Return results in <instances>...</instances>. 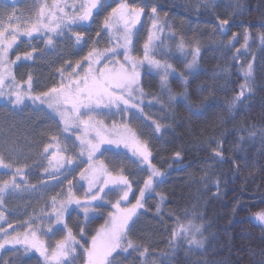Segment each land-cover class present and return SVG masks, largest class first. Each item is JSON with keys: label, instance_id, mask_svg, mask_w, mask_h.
I'll return each mask as SVG.
<instances>
[{"label": "trees", "instance_id": "trees-1", "mask_svg": "<svg viewBox=\"0 0 264 264\" xmlns=\"http://www.w3.org/2000/svg\"><path fill=\"white\" fill-rule=\"evenodd\" d=\"M128 1L134 5L149 3L167 13L163 45L158 47L156 57H163L176 69L169 85L177 98L169 101L166 90L160 88L158 75L143 73V115L151 127H155L153 121L161 125L160 132L149 133V139L152 161L163 176L158 179L162 181L156 185L158 189L147 194L143 213L132 223L137 225L133 239L137 245L148 249L147 256L139 252L123 256L132 258L133 264H145L146 260H155L156 264H264V223L255 219L257 212L264 211V42L259 39L264 35V0H215L214 12L201 6L204 0ZM2 2L12 6L9 1ZM145 16L144 12L142 21ZM171 17L180 26L176 28L184 43L199 49L197 63L190 74L186 63L191 61V53H179L175 49L176 40L171 38L173 44L168 41ZM223 18H227L229 24L221 33L216 25ZM245 34L249 37L247 47H244ZM29 37L30 40L18 38L15 45L38 39L33 34ZM22 47L21 52H15L20 47L15 49L14 46L10 55L28 52L33 55L19 62L13 71L16 80L23 82L31 75L32 85L38 82L43 88L54 84L56 70L65 58L53 57L45 51L36 52L32 47L23 52ZM44 58H47L45 62ZM50 60L53 65L60 60L55 70L49 71ZM248 64L253 68L252 90L246 91L244 99L229 111L232 97L244 83ZM181 72L187 74V92L198 113L189 112L182 102L180 93L185 85L178 76ZM37 73L44 83L39 81ZM0 91L4 93L0 101H15L14 96L7 95L10 89ZM155 98H159V102ZM217 141L222 144V161L213 155ZM176 152L180 153L179 157ZM1 174L9 173L1 170ZM143 176L147 178L144 173H131L134 180L140 181ZM3 182L0 181V185ZM15 183L27 182L16 177ZM14 188L9 185L4 192ZM4 192L0 193V198ZM185 211L195 217V223L203 225L202 248L189 250L190 246L180 239L172 241L170 246L173 214L182 215ZM72 217H68V226L76 231L77 225L86 228L89 238L105 222V215L89 221L80 219L78 223ZM143 219L146 225L139 223ZM0 227H4L1 221ZM17 252L0 251V261L39 264L38 256L24 260ZM34 253L30 250L27 256ZM81 264L85 262L81 260Z\"/></svg>", "mask_w": 264, "mask_h": 264}, {"label": "snow or ice", "instance_id": "snow-or-ice-1", "mask_svg": "<svg viewBox=\"0 0 264 264\" xmlns=\"http://www.w3.org/2000/svg\"><path fill=\"white\" fill-rule=\"evenodd\" d=\"M12 6L14 7V4ZM100 6V0H87L86 3L82 2L79 6L76 3L54 5L60 13H64L54 27L50 26L48 21L41 19L43 15V9H41L36 20L34 22L29 21L31 26L23 30L24 35L30 36L32 32L40 31L41 26L48 32L56 33V30L61 27V23L67 21L64 24V29L72 32L74 39L73 37H70V39H73V43L87 47L89 42L84 40L82 33L73 28L72 24L77 21L94 22L93 10ZM201 6L214 12L216 7L215 0H204ZM66 8L72 10L71 16L65 13L64 10ZM150 11L151 15L147 19L151 24V31H149L147 39L143 43L141 55H136L133 50V29L140 23L145 7L138 4L129 5L120 0L118 6L112 8L111 12L104 17L100 30L96 32L97 37H100L101 32L106 37L109 36V33H112L110 46L100 48L98 47L99 40L93 41L85 55L74 63L66 61L67 67L58 69L60 73L58 86L51 87L47 91H41L38 95H29L33 91L31 75L27 76L25 81L20 82L16 81L11 71L7 69V65L11 63L8 60L9 49L16 43L18 33L22 30L21 18L16 17L14 13L10 14L6 17L7 24L0 26V89L9 88L10 91L7 92V95L9 97L14 96L17 104L22 103L26 96L33 101L39 100L41 103H45L42 97L48 98V107L53 108L56 106L55 110L59 112L65 125L64 131H68L69 126L82 128V134L77 137L80 141L77 147H80L81 155L85 151L88 153L89 161L100 150L102 144H116L117 147L123 144L125 148L131 149L132 156L137 158L134 162L137 166H142L143 171L147 174V178L142 181L143 186L139 188L138 198L135 203L131 207H121V202L128 201L132 192V184L128 176L124 174L123 167L119 168V174L113 175L103 165L102 161L98 169H93L92 165L89 164L88 168H84L83 171L79 172L80 179L87 181V190L84 191L83 199L73 192L71 180L68 181L70 186L67 192L62 195L60 200L57 199L56 195L51 198L52 211L55 215L52 218L51 214H49V227L44 235L53 232V224L62 225L63 227L58 229V231L66 229V235L55 240L53 244L48 245L38 237L37 232L33 229L32 224H35L36 221H33L32 224L25 221L27 230L23 232L14 229L13 233H9L6 228L0 227V233L4 234L0 236V241H2L0 242V250H3L6 245H24L25 252L30 248L35 249L41 256H44L45 260L51 258V260L56 261V264H69L68 257L75 253L78 246L83 249L87 257L85 264H114L116 257L113 256V253H117V250L124 253L128 249H134L141 256H147L148 249L146 247L135 245L129 239L130 222L136 215L137 210L144 207L142 201L145 199L146 192L155 191V186L162 182L156 178L162 177L163 173L152 161L153 153L148 142L141 140L128 127L127 123L118 126L113 122L111 127L108 128L103 124L102 120H96L95 117L107 115L108 112L103 110L110 112L112 109H117L118 112L116 114L120 115L131 113L133 116H137L136 113L131 112L132 109H138L139 113L143 114L144 109L141 105L144 91L140 82L141 74L139 68L145 62L151 68L158 70L160 88L161 90H166L169 101L176 99V94L172 92L168 82L169 76L176 73V69L163 57L157 59L155 51L163 45L161 35L166 23L164 25L160 24L155 6H152ZM49 16L56 19L54 12L49 13ZM228 24L229 20L223 18L218 20L216 27L222 33ZM169 38L175 40L171 33ZM46 39L47 45L53 43L52 36H47ZM233 39H235V35H233ZM248 39V34H245L244 47L248 46ZM259 39L264 42V35H261ZM112 41L115 42L113 43ZM137 42L139 41L137 40ZM176 46L178 50H184L185 43L182 38L179 39ZM119 49L123 51H119ZM81 51H83V48H81ZM198 51L199 49L196 48L195 52L198 53ZM236 51L239 52L240 50L237 49ZM32 55V52L26 53L25 59H31ZM121 57L123 58V63L120 62ZM20 59L21 57L17 55L16 60ZM196 63L197 55L192 54V60L186 63V70H188L189 74ZM252 74V64H248L244 71V83L240 84L238 93L232 97L229 111L244 99L246 91L251 92L252 84L250 83V78ZM178 76L185 85L184 90L180 93L182 102L185 103V107L189 112L198 113V108L192 104L191 97L187 92V74L181 72L178 73ZM6 80H8L7 85L5 84ZM3 94L0 91V95ZM155 99L159 102V98ZM169 107H171V104H169ZM152 123L155 126L154 131L160 132L161 125L156 123V121ZM56 140L57 138L53 136L52 141L44 146V153H47L52 159H56V155L50 152L49 149H53L56 153L60 151L55 143ZM212 151L215 157L220 158L221 161L223 160L221 142L217 141L216 147ZM175 155L179 157L180 153L176 152ZM0 166L8 167L9 165L5 164L3 159L0 158ZM20 174L21 170L18 167L12 179L5 180L0 185V193L4 192L9 185L19 187L15 181L16 175ZM217 184H219V181H217ZM105 189H108V191L106 192ZM109 196L116 197L114 203L108 199ZM163 199L164 197L161 196V202H163ZM96 201H100V203H93ZM0 203H3V201L0 200ZM104 203H111V207L115 211L109 213V219L96 231L95 235L91 236L90 246L85 247L84 245L88 244L89 241L84 239V227L77 225V232L81 239H84V244H81L65 222V213L68 210V206L77 205L82 209L84 219L87 220L89 211H98L103 207ZM156 211L159 213V206H157ZM173 215L174 224L170 229V246L172 241L180 239L190 246L189 250L192 247L202 248L204 240L198 238V235L199 237L203 236V225L195 223V217L187 211L182 215L180 213ZM4 219V213L0 211V221ZM255 219L264 223V211L257 212ZM12 227L11 223L7 224V228ZM49 238L51 239V237ZM16 251H19V249H16ZM0 264H3V261H0ZM145 264H156V261L146 260Z\"/></svg>", "mask_w": 264, "mask_h": 264}, {"label": "rangeland", "instance_id": "rangeland-1", "mask_svg": "<svg viewBox=\"0 0 264 264\" xmlns=\"http://www.w3.org/2000/svg\"><path fill=\"white\" fill-rule=\"evenodd\" d=\"M2 1H9V3L12 5L14 4V7L9 6ZM17 2H19V0L0 1V26H5L7 24L6 17L10 14L14 13L16 17L21 18L22 30L18 33V41V38L30 40L29 36L24 35L23 30L31 26L29 21L31 20L34 22L41 9H43V15L41 16V19L48 21L49 25L54 27L59 21V18L64 15V13H60L58 8L54 7V5H61L64 3L70 5L76 3V5L79 6L80 3H86L87 0H22L20 3ZM119 2L120 0H100L101 6L93 10L94 22L77 21L72 24L73 28L82 33L84 40L89 42L87 47L73 43L74 37L72 32L64 29V24L67 23V21L61 23V27L56 30V33L48 32L43 26H41L40 31L32 32V34L38 39L28 43L22 42L17 46L13 44L11 49H9L8 60L11 61V63L7 65V69L11 71L13 75V71L19 66V62L26 61L25 55H23V53H16L13 56L10 55L14 46L15 49L20 47L19 49L15 50V52H21V47L23 45V52L29 50V48L32 47V49H34L36 52L42 53L45 51L53 57L56 55H61L65 58L61 67H67V64L65 63L66 61H72L74 63L77 59H80L83 55H85L88 47L91 46L93 41L99 40L98 47L100 48L110 46L112 33H109V36L106 37L104 33L101 32L100 37H97L96 32L100 30L104 17L107 16L109 12H111L112 8L117 7ZM123 2L128 3L129 5H134L128 0H123ZM138 5L145 7L146 16L143 21L141 17L140 23L137 24L133 29V50L136 55H141L143 43L147 39V34L149 31H151V24L147 17L151 15L150 9L154 5L149 3H138ZM64 11L69 16H71V9L66 8ZM52 12L56 14V19H53L49 16V13ZM166 14L167 13L164 11L157 10L156 15L159 17L161 25L166 23L168 17ZM140 26L141 28L138 29ZM177 26L180 27L174 17H171L170 33L171 35H176V44L181 38L179 32L177 31ZM47 36L53 37V43L51 45H47ZM70 37H73V39H70ZM161 39H163V33L161 35ZM137 40L139 42H137ZM168 41L169 43L173 44L172 39L169 37ZM112 42L114 43L115 41ZM176 44L175 49L179 52L180 50H178ZM81 48H83V51H81ZM196 48L197 47L195 45H191L186 42L184 50L180 52L183 55H188L190 53L191 55L196 54L198 58L199 52H195ZM165 49L168 50L167 47H165ZM119 51L123 50L119 49ZM155 51L157 52L158 48ZM17 55L21 57V59L18 61L16 60ZM46 60L47 58H44L43 61L45 62ZM59 61L56 62L57 65ZM120 62L123 63L122 57L120 58ZM55 65H53L51 62L50 67L48 66L49 71L55 70ZM139 71L141 74L140 82L145 71L159 76L158 70L151 68L147 62H145V64L139 68ZM55 74L54 84L40 88L42 85L38 82H35V84L32 85L33 91L29 95H38L41 91H47L51 87L58 86L60 83V73L58 70H56ZM174 74L169 76V80ZM39 77L41 78L39 81L44 83L42 80L43 77L38 76V78ZM5 84H8V80L5 81ZM42 99L45 100V103H41L39 100L33 101L27 96L23 99L22 103L19 104L10 100L0 101V158L3 159L5 164L9 165L8 167L0 166V171L3 170L9 173L6 175L1 174L0 181L11 180L12 176L16 173V169L19 167L21 174H26L25 176L16 175V177H19V179L27 182L26 184L17 183L19 187L14 188V190H8V194L6 192L2 194L0 200H2L3 203H0V205L2 207L1 211L4 213L5 219L1 221V223L4 225V228L7 229V232L13 233L14 229L22 232L26 231L27 229L25 227V221H27L29 224H32L33 221H36L35 224H32L33 229L37 232V235L40 239L44 240L46 244L51 245L55 242V240L66 235L67 232L66 229L63 231H58V229H61L63 226L53 224V232L44 235V233L47 232V228L49 227V214H51L52 218H54L55 215V213L52 211L51 198L52 196L56 195L57 199L60 200L62 195L67 192V189L70 186L68 181L71 180L73 192L75 195L80 196L81 199H83L84 191L87 190V181H82L80 179L79 172L83 171L84 168H88L89 164L92 165L93 169H98L101 166L102 161L103 165L108 169V171L112 172L113 175L119 174V168L123 167L124 174L128 176L129 181L132 184V192L128 201L121 202V207H131V205L135 203L136 199L138 198L139 188L143 186L142 181L146 179V176H143V179L140 181L134 180L131 177V173H134V171L139 175H142L143 173L146 175V173L143 171L142 166H137V164L134 162L137 158L132 156L131 149L125 148L123 144H120L119 147H117L116 144H102L100 146V150L96 152L93 159L89 161L88 153L85 151L83 155H81L80 147H77V145L80 143L77 137L82 134V128H74L69 126L68 131H64L65 125L59 112L55 110L56 106L49 108L47 102L48 98L42 97ZM103 111L108 112V114L96 116V120H102L103 124L108 128L111 127L113 122H115L118 126L122 125L123 123H127L128 127L131 128V130L135 132L141 140H146L150 146L149 138L150 134H154V127H151L147 124L148 121L146 117L143 114H140L138 109H132L131 112L136 113L139 118H137V116H133L131 113H126L124 115L116 114L118 112L117 109H112L110 112L108 110ZM53 136L57 138L55 143L60 151L58 153L54 152L53 149H49V151L56 155V159H52L51 156H48L47 153H44V146L52 141ZM69 161H71V163H69ZM86 175H88V173H86ZM161 178L162 177H157L156 179L158 180ZM155 188L158 189L157 186H155ZM105 191L107 192L108 189H105ZM153 192H146L145 199L142 201L144 207L137 210L136 215L130 222L131 231L128 235L129 239H131L135 245L137 244L132 235L133 231L137 232V225L134 226L132 223L140 214V212L143 213L142 210L146 207L145 204L148 198L147 196ZM108 199L114 203L116 197L109 196ZM93 203L99 204L100 201ZM114 211L115 209L111 207V203H104L103 207L98 211H89L87 220L89 221L91 219L105 215L106 222L109 219V213ZM70 216H73L72 220L75 223H78L80 219H84V212L77 205L73 204L68 206V210L65 213L66 223L68 217ZM147 220H149V218H147ZM8 223H11L13 227L7 228ZM139 223L141 225H146L144 219ZM68 227L71 228L70 226ZM72 232L73 235L76 236V239L80 240L81 244H84V239H86L89 241V243L85 244L84 246H90L91 238H89L86 228H84V239H81L76 230L72 229ZM1 234L3 235V233H0V235ZM49 237H51V239ZM198 238H200L199 235ZM24 247V245H6L5 248L0 251L8 250V252L13 254L17 252L14 250L17 248L22 252L21 254L23 255H20L19 252L17 253L22 258H24V260L25 258L38 256L39 264H56V261L51 260V258L45 260L44 256H41L40 253L35 249L30 248L28 252L30 253L31 250L33 252L35 251V253L34 255L27 256L28 252L24 251ZM131 253L135 254L137 251L134 249H128L127 252L121 253L120 250H117V253H113V256L116 257L114 264H133L134 261L132 258L124 257L131 255ZM86 259L87 257L83 252V249L79 246L77 247L75 253L68 257L69 264H81V260L85 262Z\"/></svg>", "mask_w": 264, "mask_h": 264}, {"label": "bare ground", "instance_id": "bare-ground-1", "mask_svg": "<svg viewBox=\"0 0 264 264\" xmlns=\"http://www.w3.org/2000/svg\"><path fill=\"white\" fill-rule=\"evenodd\" d=\"M64 53V52H63ZM67 54V53H66ZM68 56V55H67ZM177 98V97H176ZM179 98V97H178ZM43 213V212H42Z\"/></svg>", "mask_w": 264, "mask_h": 264}, {"label": "crops", "instance_id": "crops-1", "mask_svg": "<svg viewBox=\"0 0 264 264\" xmlns=\"http://www.w3.org/2000/svg\"><path fill=\"white\" fill-rule=\"evenodd\" d=\"M131 194V193H130ZM129 198H130V195H129Z\"/></svg>", "mask_w": 264, "mask_h": 264}]
</instances>
